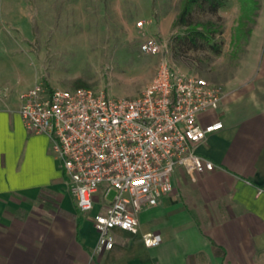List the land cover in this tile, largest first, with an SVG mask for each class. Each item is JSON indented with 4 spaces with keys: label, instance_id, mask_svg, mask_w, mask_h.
Listing matches in <instances>:
<instances>
[{
    "label": "crops",
    "instance_id": "obj_1",
    "mask_svg": "<svg viewBox=\"0 0 264 264\" xmlns=\"http://www.w3.org/2000/svg\"><path fill=\"white\" fill-rule=\"evenodd\" d=\"M258 1L246 59L220 80L219 109L199 116L201 125H223L195 148L214 169L176 168L171 192L138 214V233L114 231L109 251L98 248L92 225L99 206L76 214L50 139L22 123L24 89L0 80L7 90H0V264H264V0ZM147 232L162 242L146 248Z\"/></svg>",
    "mask_w": 264,
    "mask_h": 264
},
{
    "label": "built area",
    "instance_id": "obj_2",
    "mask_svg": "<svg viewBox=\"0 0 264 264\" xmlns=\"http://www.w3.org/2000/svg\"><path fill=\"white\" fill-rule=\"evenodd\" d=\"M138 49L161 57L153 79L134 98L42 84L20 95L22 123L29 132L50 139L77 210L87 214L99 206L92 225L100 250H112L116 230L138 233V214L171 192L176 168L212 171L214 164L195 148L223 128L221 121L199 122L201 114L219 109L220 85L174 70L168 44L157 36L142 39ZM138 180L143 183L136 184ZM141 240L146 248L162 242L152 232L142 234Z\"/></svg>",
    "mask_w": 264,
    "mask_h": 264
},
{
    "label": "rangeland",
    "instance_id": "obj_3",
    "mask_svg": "<svg viewBox=\"0 0 264 264\" xmlns=\"http://www.w3.org/2000/svg\"><path fill=\"white\" fill-rule=\"evenodd\" d=\"M180 4L181 0H0V80L17 91L24 89L21 94L42 84L134 98L153 79L160 61V55L138 49L142 39L155 34L168 44L174 70L220 85L247 57V43L233 37L238 1L226 0L218 10L219 54L207 48L176 54L173 38L184 30L173 27ZM195 17L210 18L200 11ZM112 197L110 193L107 201ZM73 207L80 215L74 200Z\"/></svg>",
    "mask_w": 264,
    "mask_h": 264
},
{
    "label": "trees",
    "instance_id": "obj_4",
    "mask_svg": "<svg viewBox=\"0 0 264 264\" xmlns=\"http://www.w3.org/2000/svg\"><path fill=\"white\" fill-rule=\"evenodd\" d=\"M226 0H181L180 10L173 22V27L183 28V33L173 38V49L176 54L187 51H198L207 48L213 54L221 51L220 43L216 41L222 34L218 10ZM239 17L234 29V39L243 40L246 44L251 33L252 25L259 10L258 0H237ZM203 12L210 18L201 21L195 17L197 12Z\"/></svg>",
    "mask_w": 264,
    "mask_h": 264
},
{
    "label": "snow or ice",
    "instance_id": "obj_5",
    "mask_svg": "<svg viewBox=\"0 0 264 264\" xmlns=\"http://www.w3.org/2000/svg\"><path fill=\"white\" fill-rule=\"evenodd\" d=\"M135 183L139 185V184H142L143 181H139V180H138V181H135Z\"/></svg>",
    "mask_w": 264,
    "mask_h": 264
}]
</instances>
